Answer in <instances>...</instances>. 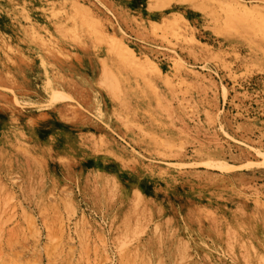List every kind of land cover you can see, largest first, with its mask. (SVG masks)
Listing matches in <instances>:
<instances>
[{"label": "rangeland", "instance_id": "1", "mask_svg": "<svg viewBox=\"0 0 264 264\" xmlns=\"http://www.w3.org/2000/svg\"><path fill=\"white\" fill-rule=\"evenodd\" d=\"M0 42V264H264V0H0Z\"/></svg>", "mask_w": 264, "mask_h": 264}, {"label": "bare ground", "instance_id": "2", "mask_svg": "<svg viewBox=\"0 0 264 264\" xmlns=\"http://www.w3.org/2000/svg\"><path fill=\"white\" fill-rule=\"evenodd\" d=\"M2 38V37H1ZM91 41V40H90ZM1 43V42H0ZM70 43V42H69ZM91 43V42H90ZM69 46V45H68ZM34 47V46H33ZM70 47V46H69ZM84 47V46H83ZM2 49V48H1ZM40 49V48H39ZM18 50V49H17ZM26 50H28V49H26ZM32 50V49H31ZM59 50V49H58ZM24 51V50H23ZM5 52V51H4ZM34 52V51H33ZM38 53V52H37ZM17 54H19V53H17ZM30 54V53H29ZM8 55V54H7ZM26 55V54H25ZM50 55V54H49ZM65 55V54H64ZM48 56V55H47ZM4 57V56H3ZM66 58V57H65ZM7 60V59H6ZM45 61V60H44ZM29 63V62H28ZM17 68V67H16ZM48 68V67H47ZM50 68V67H49ZM51 69V68H50ZM44 70V69H43ZM53 71V70H52ZM52 71H50V72H52ZM14 72V71H13ZM57 72V71H56ZM53 73V72H52ZM6 74V73H5ZM39 74V73H38ZM10 75V74H9ZM54 75V74H53ZM5 77V76H4ZM55 77V76H54ZM27 78V77H26ZM58 78V77H57ZM39 79V78H38ZM68 80V79H67ZM73 81V80H72ZM66 83H67V81H65ZM74 83V82H73ZM72 83V84H73ZM27 84V83H26ZM44 85V84H43ZM67 85V84H66ZM28 86V85H27ZM72 86V85H71ZM70 86V87H71ZM2 88V87H1ZM68 88H69V86H68ZM67 89V88H66ZM3 90V89H2ZM9 90V89H8ZM43 91V90H42ZM12 93V92H11ZM45 94V93H44ZM15 102H16V100H15ZM24 103H26V102H24ZM15 104V103H14ZM53 104V103H52ZM16 105V104H15ZM30 105H31V103H30ZM29 105V106H30ZM36 105H34V107H35ZM38 109V108H37ZM25 123H26V121H25ZM26 126V125H25ZM9 130V129H8ZM19 130V129H18ZM1 137V136H0ZM3 137V136H2ZM5 138V137H4ZM17 139V138H16ZM15 140V139H14ZM20 139H18V141H19ZM17 143V142H16ZM44 143V142H43ZM24 144V143H23ZM13 146V145H12ZM36 147V146H35ZM29 150V149H28ZM48 150V149H47ZM26 151V150H25ZM49 151V150H48ZM9 153V152H8ZM26 155V154H25ZM29 155V154H28ZM10 159V158H9ZM57 160V159H56ZM35 164V163H34ZM36 165V164H35ZM38 166H39V164H37ZM163 174V173H162ZM161 174V175H162ZM166 175V174H165ZM104 178V177H103ZM162 178V177H161ZM117 180V179H116ZM114 181V180H113ZM104 182V181H103ZM111 182H112V180H111ZM175 182H177V181H175ZM2 183V182H1ZM112 185V184H111ZM114 186V185H113ZM106 187V186H105ZM3 189V188H2ZM109 189H112V188H109ZM110 191V190H109ZM110 192H112V191H110ZM8 194H9V192H7ZM11 193V192H10ZM108 194V193H107ZM3 197V196H2ZM4 198V197H3ZM7 198V197H6ZM4 200V199H3ZM7 206V205H6ZM8 207V206H7ZM6 207V208H7ZM9 209V208H8ZM10 210V209H9ZM4 211V210H3ZM6 212V211H5ZM3 214V213H2ZM126 217V216H125ZM128 217V216H127ZM129 218V217H128ZM127 218V219H128ZM126 219V220H127ZM130 222V221H129ZM128 222V223H129ZM130 229V228H129ZM52 246V245H51Z\"/></svg>", "mask_w": 264, "mask_h": 264}]
</instances>
